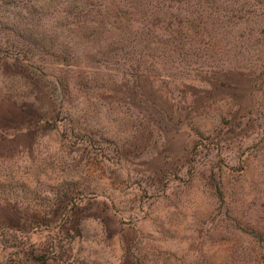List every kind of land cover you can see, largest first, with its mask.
I'll use <instances>...</instances> for the list:
<instances>
[{
    "label": "rangeland",
    "instance_id": "obj_1",
    "mask_svg": "<svg viewBox=\"0 0 264 264\" xmlns=\"http://www.w3.org/2000/svg\"><path fill=\"white\" fill-rule=\"evenodd\" d=\"M150 3L123 64L0 35V264H264V0Z\"/></svg>",
    "mask_w": 264,
    "mask_h": 264
},
{
    "label": "trees",
    "instance_id": "obj_2",
    "mask_svg": "<svg viewBox=\"0 0 264 264\" xmlns=\"http://www.w3.org/2000/svg\"><path fill=\"white\" fill-rule=\"evenodd\" d=\"M154 6L150 0H2L0 9L8 11V16L0 17V35L10 38L11 33H17L28 46L47 53L36 23L45 18L57 24L64 49L84 37L99 52L100 60L94 56L97 66L111 62L113 56L123 64L133 61L141 42L151 44L152 28L163 23L152 13ZM23 50L15 52L17 61L26 56ZM0 55L11 57L2 49ZM67 60L63 57L64 62Z\"/></svg>",
    "mask_w": 264,
    "mask_h": 264
}]
</instances>
